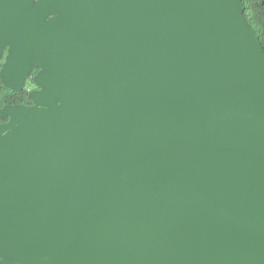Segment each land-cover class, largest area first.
Wrapping results in <instances>:
<instances>
[{
  "label": "water",
  "instance_id": "95a60500",
  "mask_svg": "<svg viewBox=\"0 0 264 264\" xmlns=\"http://www.w3.org/2000/svg\"><path fill=\"white\" fill-rule=\"evenodd\" d=\"M0 264H264V49L241 0H0Z\"/></svg>",
  "mask_w": 264,
  "mask_h": 264
},
{
  "label": "flooded vegetation",
  "instance_id": "af4514ba",
  "mask_svg": "<svg viewBox=\"0 0 264 264\" xmlns=\"http://www.w3.org/2000/svg\"><path fill=\"white\" fill-rule=\"evenodd\" d=\"M8 56V48H5L0 55V71L4 64L6 63V58ZM40 72L38 68H32V71L26 76L23 87L19 91H13L11 88H8L0 79V103L7 101V96L13 97L16 101H20L22 97L25 95V91H28L24 102L20 103H5L0 106V110L3 109L5 106H16V105H24L27 107L33 106L31 99L29 98L30 94L33 92L40 91V88L34 82L35 76ZM9 121L7 116L0 117V125L5 124Z\"/></svg>",
  "mask_w": 264,
  "mask_h": 264
},
{
  "label": "trees",
  "instance_id": "16d2710c",
  "mask_svg": "<svg viewBox=\"0 0 264 264\" xmlns=\"http://www.w3.org/2000/svg\"><path fill=\"white\" fill-rule=\"evenodd\" d=\"M243 14L249 27L254 31L264 49V0H241ZM28 91L20 101H16L13 97L7 96V101L1 102L0 106L5 103L24 102Z\"/></svg>",
  "mask_w": 264,
  "mask_h": 264
}]
</instances>
